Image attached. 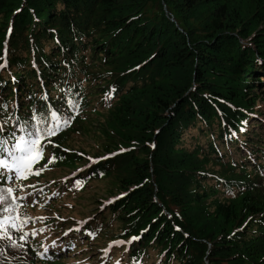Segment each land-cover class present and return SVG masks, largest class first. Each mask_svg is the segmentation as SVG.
<instances>
[{"label":"trees","instance_id":"trees-1","mask_svg":"<svg viewBox=\"0 0 264 264\" xmlns=\"http://www.w3.org/2000/svg\"><path fill=\"white\" fill-rule=\"evenodd\" d=\"M6 38L0 118L45 92L79 110L37 167L63 158L16 181L37 235L0 241V264H62L86 242L84 264H264V0H0V55ZM91 189L81 224L36 213Z\"/></svg>","mask_w":264,"mask_h":264},{"label":"snow or ice","instance_id":"snow-or-ice-1","mask_svg":"<svg viewBox=\"0 0 264 264\" xmlns=\"http://www.w3.org/2000/svg\"><path fill=\"white\" fill-rule=\"evenodd\" d=\"M11 34L12 28L10 26L7 36L10 37ZM7 54L6 38L3 55H0V69H5L8 66ZM33 66L35 67V63H33ZM41 100L45 102L44 105L41 108L33 105L27 118L22 119L14 113H8L0 118V241H8L9 246L12 248H23L30 234L32 236L37 235L36 230L31 231V233L25 231V225L32 218L21 215L20 209L22 205L18 203V201L31 196L32 193H27L25 196L18 195L17 193L22 188V185L17 184L16 181H26L33 176L38 177L48 169L50 164H53L57 159L63 158L53 154L47 158V163L43 167H37L45 160V152L49 145L60 147L53 143L52 138L69 127L75 119V115L68 113L75 112L78 114L79 110V101L73 96H68L64 99V104L67 106L66 111L52 106L47 92L41 96ZM7 107V104H0V110L3 112L7 111ZM8 126H11V130H8ZM64 151L67 152L69 150L64 149ZM107 158L104 157L103 159ZM75 183L77 188L83 187V181L77 180ZM31 187L35 188V185H31ZM54 195L56 194L54 193ZM124 195L127 194H122V196ZM37 219L46 220L47 218L39 217ZM43 231V228L39 229V232ZM13 232L20 233L18 239L13 238ZM139 239L140 237H132L131 241L118 243H131ZM52 246H56L55 241H53ZM48 250L45 247L44 251L39 253V255L45 256ZM104 251L106 252L107 250Z\"/></svg>","mask_w":264,"mask_h":264},{"label":"rangeland","instance_id":"rangeland-1","mask_svg":"<svg viewBox=\"0 0 264 264\" xmlns=\"http://www.w3.org/2000/svg\"><path fill=\"white\" fill-rule=\"evenodd\" d=\"M264 103V99L259 101V104ZM90 141H85L83 143H74V147L75 149H84L85 151L91 152L93 153L91 147H90ZM92 145V144H91ZM104 155V154H103ZM52 172H54L53 174H51ZM63 173H58L57 170L51 171L48 173V177L47 178H53V177H60L62 176ZM47 180V179H45ZM94 193V194H93ZM102 193V191L96 189L93 190L91 189L88 193L82 194L79 197V200H75L73 201L71 197H67L66 199H62L61 201L58 202V204H55V211L53 210H49V209H45L44 211H36L37 214H47L50 213L51 215H55L58 214L61 217H65L66 219L70 220L73 223H78L81 224L83 223V221L81 220V218L76 221V220H72L71 217H82V216H89L91 217L92 215H90L89 213L94 212L95 207H93V204H91V200H89V198H91L92 196H98ZM99 199V198H97ZM95 201V200H93ZM94 215V214H93ZM70 217V218H67ZM81 243H79L80 245ZM93 248V249H92ZM97 246L96 244H91L88 242H86V246H83V249H80L78 251H76L74 254H68L65 253L64 258L62 259V264H84L85 261H83V258H80V253L85 252L84 254L87 255L85 258H91L93 256L96 257V254L98 253V251L96 250ZM110 247H105V250L108 251ZM101 251H99L100 253ZM74 257H78V258H74Z\"/></svg>","mask_w":264,"mask_h":264}]
</instances>
